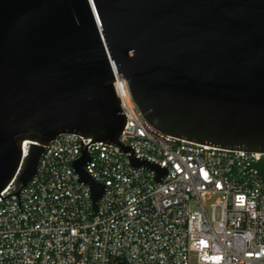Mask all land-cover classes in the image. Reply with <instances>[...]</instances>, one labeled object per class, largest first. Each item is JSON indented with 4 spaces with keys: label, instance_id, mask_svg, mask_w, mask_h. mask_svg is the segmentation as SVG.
<instances>
[{
    "label": "water",
    "instance_id": "95a60500",
    "mask_svg": "<svg viewBox=\"0 0 264 264\" xmlns=\"http://www.w3.org/2000/svg\"><path fill=\"white\" fill-rule=\"evenodd\" d=\"M120 77L162 134L264 154V0H0V193L24 142L21 188L60 134L117 147L159 183L168 170L118 140ZM86 147L71 169L96 217L106 187L85 172Z\"/></svg>",
    "mask_w": 264,
    "mask_h": 264
},
{
    "label": "built area",
    "instance_id": "2783aa9c",
    "mask_svg": "<svg viewBox=\"0 0 264 264\" xmlns=\"http://www.w3.org/2000/svg\"><path fill=\"white\" fill-rule=\"evenodd\" d=\"M113 88L126 121L119 142L168 174L154 183L153 171L129 167V153L60 134L21 188L23 143L21 165L0 193V264H264V154L162 134L123 78ZM80 141L85 172L106 187L96 217L88 186L71 169Z\"/></svg>",
    "mask_w": 264,
    "mask_h": 264
},
{
    "label": "bare ground",
    "instance_id": "6f19581e",
    "mask_svg": "<svg viewBox=\"0 0 264 264\" xmlns=\"http://www.w3.org/2000/svg\"><path fill=\"white\" fill-rule=\"evenodd\" d=\"M118 84H119V83H118ZM118 86H119V85H118ZM118 88H119V87H118ZM124 93H125V90H124ZM24 144H26V145H27V144H29V142H28V141H26V142H24Z\"/></svg>",
    "mask_w": 264,
    "mask_h": 264
}]
</instances>
